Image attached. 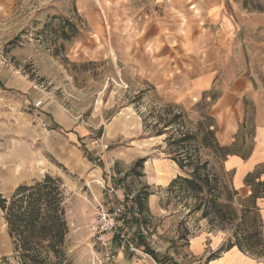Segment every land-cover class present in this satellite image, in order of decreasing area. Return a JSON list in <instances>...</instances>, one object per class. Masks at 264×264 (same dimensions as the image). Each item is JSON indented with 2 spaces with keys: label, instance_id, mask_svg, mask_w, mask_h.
Here are the masks:
<instances>
[{
  "label": "rangeland",
  "instance_id": "obj_1",
  "mask_svg": "<svg viewBox=\"0 0 264 264\" xmlns=\"http://www.w3.org/2000/svg\"><path fill=\"white\" fill-rule=\"evenodd\" d=\"M0 81V195L60 178L70 264H193L200 235L210 261L249 236L263 244L264 167L241 185L224 160L257 146L264 0H0ZM168 107L195 136L185 171L181 136L152 134ZM99 204L123 211L106 246ZM241 252L264 264V248ZM4 259L21 264L0 208Z\"/></svg>",
  "mask_w": 264,
  "mask_h": 264
},
{
  "label": "trees",
  "instance_id": "obj_2",
  "mask_svg": "<svg viewBox=\"0 0 264 264\" xmlns=\"http://www.w3.org/2000/svg\"><path fill=\"white\" fill-rule=\"evenodd\" d=\"M64 39L70 40V36L66 33ZM167 111L168 117H162L160 120L158 118L152 134L158 137L167 134L169 136L167 140L170 143L173 136H181L178 141L171 143V146L176 149L174 152L177 158L174 161L182 171H185L190 158L186 146L195 136L184 133V125L181 122L183 114H174L171 107H168ZM145 122L147 125V121ZM145 163L146 159H140L135 163V167L142 169ZM179 180L187 184L193 183L183 177H177L171 183V187H174ZM151 195L153 194L148 193L146 198ZM136 203H140V208H144L142 200L136 199ZM0 208L5 214L15 255L20 259L21 264H70L67 254L70 228L67 220L66 191L60 178L48 175L40 182L19 186L9 199L0 195ZM138 237L139 239L135 238L138 244L144 246L145 252L157 260V254L147 246L141 234ZM254 238L255 236H249L243 243L231 244L228 250L238 247L241 251L252 253L253 256H261L264 240L262 238L263 244L262 242L258 244L254 243ZM257 246L261 248L259 253L256 252ZM5 263L7 259H4L1 264Z\"/></svg>",
  "mask_w": 264,
  "mask_h": 264
},
{
  "label": "crops",
  "instance_id": "obj_3",
  "mask_svg": "<svg viewBox=\"0 0 264 264\" xmlns=\"http://www.w3.org/2000/svg\"><path fill=\"white\" fill-rule=\"evenodd\" d=\"M1 82V81H0ZM2 91L0 87V92ZM260 125L258 128V140H257V146L256 149L253 151L251 157L247 160H244L240 156H237L236 154L229 155L225 160L224 163L226 167H228L230 170H236L235 174V181H240L242 185V181L244 183V179H246L250 174L254 173L256 170L261 169L264 167V116L260 117ZM230 144V143H229ZM9 170V171H8ZM7 171V175L14 181L15 177H17L16 170L9 168ZM176 177V176H175ZM162 179V178H161ZM174 179V178H173ZM172 182L169 181L168 184ZM240 184V183H238ZM239 187V186H238ZM236 187V188H238ZM239 189V188H238ZM237 189V190H238ZM119 193V199L122 200V198L125 196L124 191L121 190ZM260 203V209L262 212L263 220H264V198L259 200ZM264 226V222H263ZM263 235H264V227H263ZM191 242V248L192 251L202 249V252H198V256L196 255V258H194L193 264H259L257 261H254L251 258L246 257L239 249L233 248L231 250H228L224 252L219 258L216 260L210 261L208 259V256L210 255V249L207 246H203V243L205 244V238L204 236L200 235L195 237ZM220 246V243L217 244L216 248ZM196 252V251H194ZM193 252V253H194ZM122 256L124 254L122 253ZM134 264H153L148 259H144L142 261H138V263ZM154 264H157L154 262Z\"/></svg>",
  "mask_w": 264,
  "mask_h": 264
},
{
  "label": "built area",
  "instance_id": "obj_4",
  "mask_svg": "<svg viewBox=\"0 0 264 264\" xmlns=\"http://www.w3.org/2000/svg\"><path fill=\"white\" fill-rule=\"evenodd\" d=\"M122 212L120 208L112 212L105 204L98 205L96 210V234L103 245L108 244L105 241L106 236L118 229V221Z\"/></svg>",
  "mask_w": 264,
  "mask_h": 264
}]
</instances>
